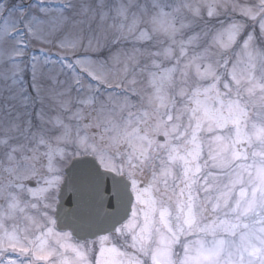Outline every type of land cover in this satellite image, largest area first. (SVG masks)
Instances as JSON below:
<instances>
[{
	"label": "snow or ice",
	"instance_id": "obj_1",
	"mask_svg": "<svg viewBox=\"0 0 264 264\" xmlns=\"http://www.w3.org/2000/svg\"><path fill=\"white\" fill-rule=\"evenodd\" d=\"M0 264H264V0H0Z\"/></svg>",
	"mask_w": 264,
	"mask_h": 264
}]
</instances>
